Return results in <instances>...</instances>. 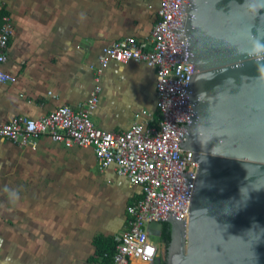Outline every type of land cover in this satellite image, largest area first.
Wrapping results in <instances>:
<instances>
[{"label": "crops", "instance_id": "0c3cea01", "mask_svg": "<svg viewBox=\"0 0 264 264\" xmlns=\"http://www.w3.org/2000/svg\"><path fill=\"white\" fill-rule=\"evenodd\" d=\"M156 8L157 0H0V26L7 15L13 27L3 69L16 77L0 83V123L81 108L101 49L147 38ZM100 87L98 129L120 133L136 112H155V76L143 64L110 63ZM139 197L112 167L100 171L89 148L41 138L32 151L0 140V264H103L95 240L114 242Z\"/></svg>", "mask_w": 264, "mask_h": 264}, {"label": "water", "instance_id": "95a60500", "mask_svg": "<svg viewBox=\"0 0 264 264\" xmlns=\"http://www.w3.org/2000/svg\"><path fill=\"white\" fill-rule=\"evenodd\" d=\"M179 2L192 68L177 146L198 166L187 215H163L170 247L150 263L264 264V0Z\"/></svg>", "mask_w": 264, "mask_h": 264}, {"label": "built area", "instance_id": "2783aa9c", "mask_svg": "<svg viewBox=\"0 0 264 264\" xmlns=\"http://www.w3.org/2000/svg\"><path fill=\"white\" fill-rule=\"evenodd\" d=\"M179 1L157 0L155 22L147 38L124 37L101 49L96 64L90 66L93 87L81 108L59 106L38 119L18 116L0 123V140L18 149L34 151L41 138L67 149L89 148L100 171L112 167L116 176L140 189V197L125 208L126 229L115 237L110 264H130L134 260L150 263L160 247L151 241L148 225L162 223L166 212L181 219L187 215L198 165L191 162L192 151L177 146L186 131L177 126L187 112L185 92L192 68L184 63V14L179 11ZM12 35L11 20L4 15L0 26V83L16 81L3 69ZM112 62L143 64L155 76V112H136L130 127L120 133L98 129L91 119L101 90L100 78Z\"/></svg>", "mask_w": 264, "mask_h": 264}, {"label": "trees", "instance_id": "16d2710c", "mask_svg": "<svg viewBox=\"0 0 264 264\" xmlns=\"http://www.w3.org/2000/svg\"><path fill=\"white\" fill-rule=\"evenodd\" d=\"M162 225L166 226L167 228L169 227L168 223H162ZM167 239H169V236H167ZM94 244L96 247V257L103 264H110V258L114 252L115 242L98 238L95 240Z\"/></svg>", "mask_w": 264, "mask_h": 264}, {"label": "flooded vegetation", "instance_id": "af4514ba", "mask_svg": "<svg viewBox=\"0 0 264 264\" xmlns=\"http://www.w3.org/2000/svg\"><path fill=\"white\" fill-rule=\"evenodd\" d=\"M167 236H169V239H167ZM158 239H159L158 244L160 247L159 252H161L163 255H165V253L169 249L170 243H171L170 227L167 228L166 226L162 225Z\"/></svg>", "mask_w": 264, "mask_h": 264}, {"label": "clouds", "instance_id": "9594fccd", "mask_svg": "<svg viewBox=\"0 0 264 264\" xmlns=\"http://www.w3.org/2000/svg\"><path fill=\"white\" fill-rule=\"evenodd\" d=\"M258 48H259V46H258Z\"/></svg>", "mask_w": 264, "mask_h": 264}]
</instances>
